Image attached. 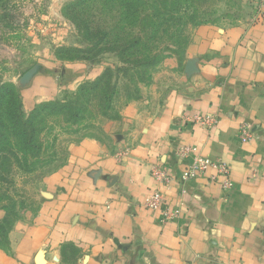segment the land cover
I'll return each mask as SVG.
<instances>
[{"label": "crops", "instance_id": "crops-1", "mask_svg": "<svg viewBox=\"0 0 264 264\" xmlns=\"http://www.w3.org/2000/svg\"><path fill=\"white\" fill-rule=\"evenodd\" d=\"M193 29L172 48L149 86L130 100L102 138L69 148L66 164L46 179L32 218L16 223L0 264H264V19ZM101 69L37 63L16 81L26 112L62 99ZM195 115L216 116L212 128ZM253 138L242 142L239 128ZM222 160L233 187L213 182L210 170L187 182L192 155ZM163 165L171 184L161 185ZM159 188L179 215L161 221L144 206Z\"/></svg>", "mask_w": 264, "mask_h": 264}, {"label": "rangeland", "instance_id": "rangeland-1", "mask_svg": "<svg viewBox=\"0 0 264 264\" xmlns=\"http://www.w3.org/2000/svg\"><path fill=\"white\" fill-rule=\"evenodd\" d=\"M74 1L76 0H0L1 81L14 83L19 89L16 81L37 63L43 62L63 66L83 64L90 69H101L97 77L85 79L75 91L67 92L62 99L46 101L72 102L77 107L78 115L61 114L51 117L42 135L46 149L42 156L44 159L41 158L43 163L33 172L18 171L14 174L12 183L8 186V200L3 199L10 209L6 213L9 212L13 227L23 219L32 218L37 212L42 193L46 189V179L66 164L70 146L85 137L103 139L101 135L105 123L118 120L121 109L130 100L138 98L144 86L151 84L168 49L182 48L189 41L193 29L199 25L233 23L243 17L255 15L264 8V0H203L198 3L194 12L198 18L195 23L182 29V36L134 46L133 42H116L114 35H111L96 47L101 36L93 40L86 39L82 19L87 20L91 27L95 24L102 25V31L105 32V27L117 24L114 16L119 15L118 11H112L111 14L108 9L110 4L107 6L104 0H89L72 13L64 11V6ZM72 17L77 18L81 28L76 26V19L74 21ZM126 30L133 34L139 32L138 29L132 31L127 26ZM87 47L93 50H88ZM99 80L103 82L95 88L93 83ZM82 85L86 88L78 96ZM18 92L22 115L27 118L41 103L26 112L20 89ZM6 213L0 211V215ZM6 245V238H1L0 248L6 249Z\"/></svg>", "mask_w": 264, "mask_h": 264}, {"label": "trees", "instance_id": "trees-1", "mask_svg": "<svg viewBox=\"0 0 264 264\" xmlns=\"http://www.w3.org/2000/svg\"><path fill=\"white\" fill-rule=\"evenodd\" d=\"M88 1L76 0L68 3L64 6V11L72 13L77 8L86 5ZM104 1L107 2V6L110 4L108 9L111 14L112 11H118L119 15L114 16L117 19V24L105 27L104 29L107 31L104 32L102 25L95 24L94 27H91L87 20L82 19L85 25L86 39L93 40L101 36L99 42H96V47L111 35H114L116 42H133L134 46H142L143 42L150 43L153 40L163 42L166 38L182 36V29L190 23H195L198 18L194 12L197 10L198 3L203 0ZM75 19L76 26L81 28L77 18L72 17V20L75 21ZM126 26L130 27L132 31L138 29L139 32L137 34L130 33L126 30ZM186 44L178 49L182 50ZM86 49L93 50L89 47ZM168 52L169 49L166 55ZM101 82L103 80L93 83L94 87L97 88ZM85 88L83 85L80 86L77 95L81 96ZM18 90L14 83L0 80V203L2 204L0 211L5 213L10 209L6 205L7 201L3 199L7 198L8 200V186L12 183L14 174L18 171L33 172L43 163L41 158L45 155L46 149L42 142V135L50 118L61 114L65 116L78 115L77 107L72 102H43L44 104L41 103L29 117L25 118L22 115ZM13 225L9 212L0 215V239L5 237L7 245Z\"/></svg>", "mask_w": 264, "mask_h": 264}, {"label": "built area", "instance_id": "built-area-1", "mask_svg": "<svg viewBox=\"0 0 264 264\" xmlns=\"http://www.w3.org/2000/svg\"><path fill=\"white\" fill-rule=\"evenodd\" d=\"M264 19V8L258 13L256 20ZM196 123L202 124L208 128L214 127L217 122L216 116L210 115H195L193 117ZM239 137L242 142H247L253 138V134L246 126L239 128ZM177 155L181 160H184L192 155V162L185 168L181 174V179L184 182L197 178L199 175L204 174L210 170L214 173L210 175V180L218 182L220 178L221 185L225 190L230 191L233 187L231 179V171L228 164L222 160H212L210 158L201 156L197 150L191 146H183L177 149ZM152 176L161 183V185L168 187L171 184V176L168 169L163 165L154 166L152 169ZM144 206L154 212H160L161 221L168 222L174 220L179 215V210L172 209L167 201L163 191L159 188L151 190L146 196Z\"/></svg>", "mask_w": 264, "mask_h": 264}]
</instances>
